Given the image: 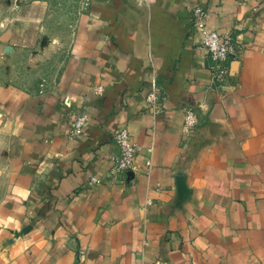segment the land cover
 <instances>
[{
	"label": "crops",
	"instance_id": "1",
	"mask_svg": "<svg viewBox=\"0 0 264 264\" xmlns=\"http://www.w3.org/2000/svg\"><path fill=\"white\" fill-rule=\"evenodd\" d=\"M197 5L209 29L236 38L224 82L200 46ZM30 27L10 24L0 51L34 45ZM153 78L166 99L157 116ZM122 127L142 149L113 178ZM0 175V264H253L264 253V0H87L54 90L0 91Z\"/></svg>",
	"mask_w": 264,
	"mask_h": 264
},
{
	"label": "rangeland",
	"instance_id": "2",
	"mask_svg": "<svg viewBox=\"0 0 264 264\" xmlns=\"http://www.w3.org/2000/svg\"><path fill=\"white\" fill-rule=\"evenodd\" d=\"M86 1L1 0L0 33L21 21L31 25L36 43L0 51V91L9 88L23 97H40L54 90L70 54L78 12ZM35 3L42 4L39 14L32 7ZM2 6L13 12L3 13ZM5 178L0 175V180ZM3 195L0 183V198ZM253 264H264V253L256 255Z\"/></svg>",
	"mask_w": 264,
	"mask_h": 264
},
{
	"label": "built area",
	"instance_id": "3",
	"mask_svg": "<svg viewBox=\"0 0 264 264\" xmlns=\"http://www.w3.org/2000/svg\"><path fill=\"white\" fill-rule=\"evenodd\" d=\"M192 13L194 28L201 38L200 46L209 52L213 77L218 82H224L230 74L229 64L231 56L235 54V50L238 47L236 38L231 34H220L215 30L209 29L207 25L208 11L203 5L193 7ZM146 99L155 116L163 111L166 99L162 87L156 78H153L149 83ZM87 121L86 114L77 116L70 135L76 136L82 134ZM197 126L198 113L196 108H186L183 120L184 131L190 133ZM112 138L119 147V153L112 158L114 163L110 170V176L119 178L136 168L135 157L142 148L137 142L131 140L130 133L126 127L114 130ZM151 163V160H149L147 163L149 167H151ZM96 182H98V179L93 177L89 183L94 184Z\"/></svg>",
	"mask_w": 264,
	"mask_h": 264
}]
</instances>
